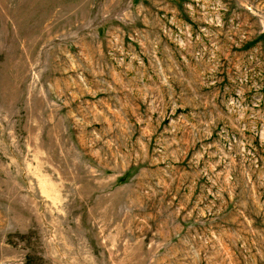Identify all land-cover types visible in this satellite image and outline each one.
Returning a JSON list of instances; mask_svg holds the SVG:
<instances>
[{"label": "rangeland", "instance_id": "rangeland-1", "mask_svg": "<svg viewBox=\"0 0 264 264\" xmlns=\"http://www.w3.org/2000/svg\"><path fill=\"white\" fill-rule=\"evenodd\" d=\"M0 264H264V0H0Z\"/></svg>", "mask_w": 264, "mask_h": 264}]
</instances>
